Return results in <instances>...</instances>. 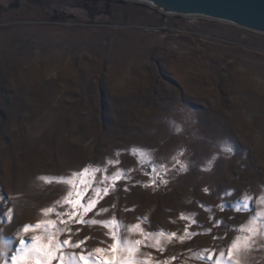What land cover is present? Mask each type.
Listing matches in <instances>:
<instances>
[{
    "label": "rangeland",
    "instance_id": "obj_1",
    "mask_svg": "<svg viewBox=\"0 0 264 264\" xmlns=\"http://www.w3.org/2000/svg\"><path fill=\"white\" fill-rule=\"evenodd\" d=\"M226 144L234 151L222 150ZM133 148L168 169L167 184L159 176L151 183V166ZM85 167L102 169L93 188L109 187L85 221L198 233L183 242L162 238L163 251L141 246V259L203 264V249L227 248L235 235L228 229L249 214L219 205L247 193L259 210L255 199L264 194V35L133 0H0V232L15 247L17 229L44 219L40 210L69 190L37 177ZM118 170L126 177L105 182ZM92 195L90 188L82 202ZM6 209L13 220L2 215ZM63 219L69 230L60 239L84 241L70 251L113 243L101 224ZM247 264H264V240Z\"/></svg>",
    "mask_w": 264,
    "mask_h": 264
},
{
    "label": "snow or ice",
    "instance_id": "obj_2",
    "mask_svg": "<svg viewBox=\"0 0 264 264\" xmlns=\"http://www.w3.org/2000/svg\"><path fill=\"white\" fill-rule=\"evenodd\" d=\"M176 130L179 129L176 128ZM222 150L229 153L234 151L229 144L224 145ZM132 153L138 156L141 165L148 163L151 166V183L154 184L159 176V182L167 184V180H164L162 175L168 171L165 166L153 164L151 157L144 150L133 148ZM179 155H183V153H178ZM173 160L179 165L180 171L186 170V165L176 156L173 157ZM107 163L109 165L119 164V160H109ZM100 171L102 169L99 167H85L79 172H73L69 177H37L44 184H65L69 190L62 200L56 201L53 206L40 210L44 219L39 220L35 224H24L17 229L15 240L18 241V244L15 247L14 239L6 237L3 232H0V264H150L149 260L140 258L138 253L141 246L153 247L163 251L162 238L171 241L175 237L183 242L185 239H191L198 234L189 232L187 227L185 228L184 235L177 237L176 233H165L163 231L145 232L140 223L124 226L114 219L109 221H85L84 216L92 211L98 202L96 197L103 198L109 192L108 186H105L103 189L92 187V180L95 174ZM125 177L126 173L118 170L110 178L106 177L105 182L110 179L115 184L117 180ZM143 186L148 187L149 185L145 184ZM90 188L93 195L89 196L86 202H82L85 193ZM226 195L231 196L233 193L228 192ZM252 201L253 197L245 193L231 205H219L220 211L247 213L249 216L247 221L241 223L238 227L228 229L234 232L235 235L227 248H220L218 254L216 249H203L198 254L197 258L203 264H247L248 254L252 251L254 245H256L257 239L264 240V194L255 199V204L259 207V210L252 208ZM56 205H60L61 207L66 206V210L60 212L56 210ZM99 211L106 212L107 209ZM2 215H6L10 221L14 218L12 209H6ZM51 215H55L57 219H49L48 217ZM64 216H67L69 221L78 224H101L106 229H109L110 238L113 243L108 249L95 248L93 252H87L83 249L81 253L70 251L69 249L81 248L84 241L72 242L70 238L60 239L65 231L69 230L68 222L63 219ZM180 218L196 223L190 216L186 217L182 214ZM146 219V217L141 218L142 221ZM222 224L223 221H214L215 227H219ZM60 225H64V227L62 228ZM125 230L129 233H138L144 239L132 240L124 238L122 232ZM208 231L210 232V230ZM29 236L30 238L26 240V237ZM213 239L217 240L221 238L214 236ZM164 264H168V262L164 261Z\"/></svg>",
    "mask_w": 264,
    "mask_h": 264
},
{
    "label": "water",
    "instance_id": "obj_3",
    "mask_svg": "<svg viewBox=\"0 0 264 264\" xmlns=\"http://www.w3.org/2000/svg\"><path fill=\"white\" fill-rule=\"evenodd\" d=\"M167 15L204 18L264 35V0H133Z\"/></svg>",
    "mask_w": 264,
    "mask_h": 264
},
{
    "label": "bare ground",
    "instance_id": "obj_4",
    "mask_svg": "<svg viewBox=\"0 0 264 264\" xmlns=\"http://www.w3.org/2000/svg\"><path fill=\"white\" fill-rule=\"evenodd\" d=\"M140 2V1H139ZM142 3H145V2H142ZM148 4V3H147ZM150 5V4H149ZM190 18H194L193 16H191ZM196 18V17H195Z\"/></svg>",
    "mask_w": 264,
    "mask_h": 264
}]
</instances>
